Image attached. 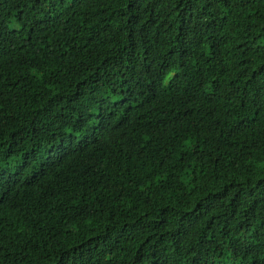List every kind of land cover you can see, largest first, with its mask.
<instances>
[{"label":"trees","instance_id":"1","mask_svg":"<svg viewBox=\"0 0 264 264\" xmlns=\"http://www.w3.org/2000/svg\"><path fill=\"white\" fill-rule=\"evenodd\" d=\"M0 264H264V0H0Z\"/></svg>","mask_w":264,"mask_h":264}]
</instances>
